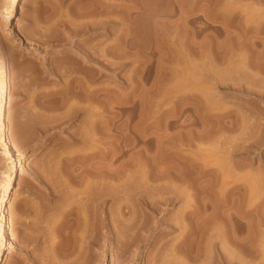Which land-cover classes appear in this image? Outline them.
<instances>
[{
    "label": "rangeland",
    "instance_id": "obj_1",
    "mask_svg": "<svg viewBox=\"0 0 264 264\" xmlns=\"http://www.w3.org/2000/svg\"><path fill=\"white\" fill-rule=\"evenodd\" d=\"M9 2L0 264H264V0Z\"/></svg>",
    "mask_w": 264,
    "mask_h": 264
},
{
    "label": "bare ground",
    "instance_id": "obj_2",
    "mask_svg": "<svg viewBox=\"0 0 264 264\" xmlns=\"http://www.w3.org/2000/svg\"><path fill=\"white\" fill-rule=\"evenodd\" d=\"M10 2H9V6H8V8L6 9V13L4 14L5 16H4V20H6L7 21V23H8V27H7V29H8V32H6V33H1L2 34V39H3V41L4 42H8V41H12V39H11V35L12 34H15L16 32H17V29H18V26H17V24L14 22V19H15V9L17 8V5H18V2H19V0H9ZM18 34V38L20 39V40H22L23 39V34L21 33V32H18L17 33ZM90 55V54H89ZM98 60V59H97ZM97 60H96V62H97ZM100 63V64H99ZM98 64L100 65L99 67H103V64L101 63V61L99 62ZM107 63V62H106ZM105 63V64H106ZM97 64V65H98ZM101 70H103V69H101ZM7 86H8V81H7V69L6 68H2V70H1V72H0V97H3V93H5L6 92V90H7ZM5 114H4V108H3V104H2V101L0 100V143L4 146V147H7L6 149L7 150H9V154H10V162H9V164L7 165V167H6V169H5V171L3 172V175H2V177H1V182H0V263H1V258H2V256L4 255V253H5V251L10 247V246H12L13 245V241H14V238H13V235L9 232V226H8V223H7V218H6V211H7V202H8V200H9V197H10V194H11V191H12V187H13V177H14V175H15V172H16V167H17V165H18V163H19V165H18V167L20 168L21 167V157H20V154H19V152L16 150V148L14 147V143H11V140L9 139V137H8V135H7V132H8V129H7V127H6V125H5ZM11 148L13 149V153L11 152ZM94 169V168H93ZM93 169H92V171L91 172H93ZM95 169H97V168H95ZM101 169V168H100ZM102 171V170H101ZM91 172H89V173H91ZM104 172V171H103ZM96 173V172H95ZM105 173V172H104ZM113 173V172H112ZM111 173V174H112ZM88 174V173H87ZM100 174V173H99ZM99 174H92V175H89L88 174V176H87V178H82L81 180H79V182L77 181V184L78 185H83L82 187H83V194H85L86 196H88V195H91V193L93 194V191H91V190H93L94 189V187L95 186H99V188L100 187H102V186H104L105 184V182H106V180L109 178V175L107 174V179H106V175L103 177L102 175H99ZM115 174V173H114ZM85 174H83V176H84ZM113 175V174H112ZM117 174H115L114 176L115 177H117L116 176ZM83 176H81V177H83ZM120 175L118 174V177H119ZM79 177V176H78ZM85 177V176H84ZM117 177V178H118ZM122 177V176H121ZM120 177V178H121ZM117 178H115V179H117ZM148 178V177H147ZM160 178V177H159ZM158 178V179H159ZM112 179H114V177L112 178L111 176H110V179L109 180H111L112 181ZM119 179V178H118ZM117 179V180H118ZM160 179H162V178H160ZM155 180V179H154ZM114 181V180H113ZM121 181V180H120ZM150 181V180H149ZM152 181V180H151ZM74 182V181H73ZM85 182V183H84ZM108 182V181H107ZM116 182V181H115ZM122 182V181H121ZM114 183V182H113ZM112 183V184H113ZM76 184V185H77ZM104 184V185H103ZM118 184V183H117ZM122 185V184H121ZM114 186H115V184H114ZM120 186V185H119ZM118 186V187H119ZM117 187V188H118ZM92 188V189H91ZM96 189V191H98L97 190V187H95ZM104 188V187H103ZM80 189V188H79ZM105 189V188H104ZM122 189V188H121ZM121 189H119V190H121ZM88 190H90V192H88ZM108 190V187L106 188V191ZM113 190H114V188H113ZM116 190V189H115ZM105 191V195L104 196H106V193L108 194L109 192L107 191L106 192ZM122 191V190H121ZM101 192H102V190H101ZM98 193H100V192H98ZM5 195H7V198H6V200H5V203H3V198H4V196ZM76 195H77V192H76ZM79 195H80V192H79ZM100 195H101V193H100ZM100 195H98L99 197H101ZM103 195V194H102ZM70 196V195H69ZM86 196H85V198H86ZM91 196H93V195H91ZM97 195L95 194V197H96ZM104 196H102V197H104ZM97 198V197H96ZM105 198V197H104ZM111 198H113L112 196H111ZM147 198V197H146ZM87 199V198H86ZM85 199V200H86ZM89 199H90V197H89ZM140 199V198H139ZM168 199V198H167ZM171 199V198H170ZM175 199V198H174ZM92 200V199H91ZM100 200V199H99ZM158 200V199H157ZM156 200V201H157ZM161 200H163V199H161ZM88 201V200H87ZM93 201V200H92ZM97 201H98V199H97ZM102 201V200H101ZM146 201V200H145ZM93 202H96L95 200L93 201ZM93 202H92V204H93ZM152 202H154V201H152ZM158 202V201H157ZM164 202V201H163ZM103 203V202H102ZM101 203V205H103ZM142 203H143V201H142ZM149 203V202H148ZM3 204H4V206H3ZM90 204V203H89ZM145 205H146V203H144ZM86 205V204H85ZM96 205V204H95ZM144 205V206H145ZM150 205H152V203H150ZM149 205V206H150ZM87 206H88V204H87ZM143 206V205H142ZM81 207V206H80ZM84 207V206H83ZM88 207H90V205L88 206ZM92 207V206H91ZM148 207V206H147ZM151 207V206H150ZM153 207H154V205H153ZM82 208V207H81ZM98 208V207H97ZM80 209V208H79ZM83 209V208H82ZM145 209V208H144ZM152 210V209H151ZM72 211H73V208H72ZM77 211L80 213V216H79V223H81V225L82 226H84L87 222H89V218H90V216L87 214V212L84 210H81L80 209V211L77 209ZM107 210H105L103 207H101V209H100V215H99V217H98V219H97V221H98V223H99V226H100V228L103 230V229H105V231L107 230V212H106ZM129 211H130V209H129ZM94 212H96L95 210H94ZM191 212V211H190ZM97 213V212H96ZM185 213V212H184ZM194 213V212H193ZM78 214V213H77ZM192 214V213H191ZM185 215H186V213H185ZM184 215V216H185ZM92 218H94L93 216H91ZM81 220V221H80ZM214 222V221H213ZM90 223V222H89ZM92 223V222H91ZM95 222H93V224H94ZM88 224V223H87ZM96 224H97V222H96ZM213 224H215V223H213ZM85 227V226H84ZM95 227H97V226H95ZM79 228V227H78ZM87 228V227H86ZM99 228V227H98ZM216 228V227H215ZM83 229V228H82ZM95 229V228H94ZM81 230V229H80ZM85 230V229H84ZM184 230V229H183ZM229 230V229H228ZM99 231H100V229H99ZM231 231V230H230ZM82 232H83V230H82ZM81 232V233H82ZM95 232H96V230H95ZM102 232V231H101ZM198 232V231H197ZM99 233V232H98ZM97 233V234H98ZM103 233V232H102ZM204 233V232H203ZM101 234V233H100ZM104 234V233H103ZM102 234V235H103ZM79 235H80V238L82 237V235L79 233ZM85 235V234H84ZM101 235V236H102ZM104 237H105V235H103ZM102 236V237H103ZM201 236V235H200ZM215 236V235H214ZM232 237V236H231ZM87 238V237H86ZM107 238V237H106ZM232 238H234V237H232ZM231 238V239H232ZM242 238V237H241ZM243 238H246L245 236L243 237ZM242 238V239H243ZM248 239L249 238H247L246 240L248 241ZM233 240V239H232ZM250 240V239H249ZM80 241H81V239H80ZM107 241V240H106ZM234 241V240H233ZM238 241H240L239 239H238ZM237 241V242H238ZM244 241V240H243ZM246 241V242H247ZM91 242V241H90ZM245 242V243H246ZM251 242V241H250ZM250 242L249 243H247V244H250ZM93 243V242H92ZM236 243V242H235ZM234 243V244H235ZM86 244V243H85ZM233 244V243H232ZM242 244V243H241ZM251 244H253L252 242H251ZM235 245H238V244H235ZM245 245V247H246V244H244ZM211 246V245H210ZM215 246V245H214ZM231 246V245H230ZM239 246V245H238ZM241 246V245H240ZM239 246V247H240ZM212 247V246H211ZM217 247V246H216ZM233 247V246H232ZM238 247V248H239ZM250 247V246H249ZM237 248V249H238ZM243 248V247H242ZM247 248H248V246H247ZM235 249H236V247H235ZM240 249H241V247H240ZM245 249V248H244ZM250 250H251V248H249ZM249 249H247V251H246V255H248L247 257H249L250 256V254H248V250ZM246 250V249H245ZM244 250V251H245ZM215 251V250H214ZM213 251V252H214ZM237 251V250H236ZM222 252V251H221ZM251 252H252V250H251ZM220 253V252H219ZM245 253V252H244ZM225 254V253H224ZM220 255V254H219ZM217 256V255H216ZM219 257V256H218ZM222 257H223V255H222ZM221 257V258H222ZM228 257V256H227ZM229 258V257H228ZM250 258V257H249ZM214 259H215V257H214ZM220 259V258H219ZM218 259V264H227V262L225 261V259L224 258H222V259H220L219 260ZM243 259V258H242ZM216 260V259H215ZM226 260H228V259H226ZM229 260H230V258H229ZM246 260H247V258H246ZM229 262H231V260L229 261ZM228 262V263H229ZM236 262V261H235ZM241 262V261H240ZM243 262V261H242ZM241 262V263H242ZM246 261H244V263H245ZM250 262V261H249ZM233 263V262H232ZM243 263V264H244ZM248 263V262H247ZM214 264V263H213ZM230 264V263H229Z\"/></svg>",
    "mask_w": 264,
    "mask_h": 264
}]
</instances>
